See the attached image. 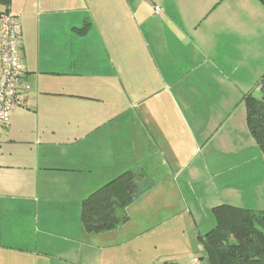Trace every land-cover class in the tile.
Segmentation results:
<instances>
[{"label":"crops","instance_id":"crops-1","mask_svg":"<svg viewBox=\"0 0 264 264\" xmlns=\"http://www.w3.org/2000/svg\"><path fill=\"white\" fill-rule=\"evenodd\" d=\"M224 1L10 0L30 90L1 133L0 264H204L214 206L264 210L239 105L260 95L264 5ZM133 168L153 186L128 220L85 231L82 200Z\"/></svg>","mask_w":264,"mask_h":264},{"label":"trees","instance_id":"trees-1","mask_svg":"<svg viewBox=\"0 0 264 264\" xmlns=\"http://www.w3.org/2000/svg\"><path fill=\"white\" fill-rule=\"evenodd\" d=\"M264 4V0H260ZM10 0H0L4 9ZM2 10V9H1ZM89 22L80 30L88 27ZM257 97H243L248 130L264 159V73L257 81ZM153 186L142 168L128 169L90 193L81 202L80 221L87 232H105L128 220L127 208ZM215 225L198 240L204 264H264V210L219 204L212 208ZM175 264V263H166Z\"/></svg>","mask_w":264,"mask_h":264},{"label":"built area","instance_id":"built-area-1","mask_svg":"<svg viewBox=\"0 0 264 264\" xmlns=\"http://www.w3.org/2000/svg\"><path fill=\"white\" fill-rule=\"evenodd\" d=\"M21 44L20 21L9 8L0 11V139L9 124L13 108L23 104L24 95L30 90L25 82L19 48ZM191 264H203L193 258Z\"/></svg>","mask_w":264,"mask_h":264},{"label":"rangeland","instance_id":"rangeland-1","mask_svg":"<svg viewBox=\"0 0 264 264\" xmlns=\"http://www.w3.org/2000/svg\"><path fill=\"white\" fill-rule=\"evenodd\" d=\"M229 1L230 0H225L224 1V4L225 5H227L228 6V3H229ZM248 3V2H247ZM262 3V2H261ZM255 4V3H254ZM263 4V3H262ZM264 5V4H263ZM211 8H212V6H211ZM263 9H264V7H263ZM156 13H158V12H160V8H159V6H155L154 7V9H153ZM245 11V10H244ZM248 11H250V10H248ZM248 11H245L246 12V15H249V13H247ZM207 13L206 14H208V12H210V9H209V11H206ZM205 14V15H206ZM251 19H253V18H251ZM135 22V24H137L138 25V23L136 22V21H134ZM262 23H264V21H263V19H262V21H261ZM141 23L142 22H139V25H141ZM138 27V26H137ZM260 44H261V46H259V47H254L253 49H252V51H251V53L253 54V53H255V55L257 56L258 54H259V51H260V57H259V59L261 60V58H263V61H262V68L264 69V25H263V27H262V34H261V39H260ZM253 51H255V52H253ZM252 54L251 55H248V53L246 54V58L245 59H243L242 61H241V64L238 66V68H237V71L238 72H240V69H242L241 70V73H243V72H247L246 71V68H248V69H250V67H249V63L248 62H246V61H249V60H251V57H252ZM248 55V56H247ZM99 68L101 69L102 68V66H99ZM241 101L243 102V98L241 97V99L239 100V105H241L242 106V104H241ZM243 104H244V102H243ZM245 105V104H244ZM242 110V109H241ZM250 133V132H249Z\"/></svg>","mask_w":264,"mask_h":264}]
</instances>
